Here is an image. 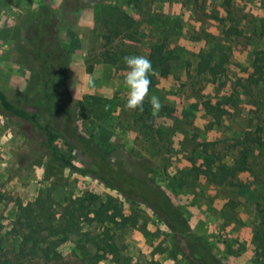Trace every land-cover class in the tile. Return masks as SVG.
<instances>
[{"label": "rangeland", "instance_id": "rangeland-1", "mask_svg": "<svg viewBox=\"0 0 264 264\" xmlns=\"http://www.w3.org/2000/svg\"><path fill=\"white\" fill-rule=\"evenodd\" d=\"M168 1L68 0L64 15L66 0L53 2L55 50L44 53V72L52 74L53 59L68 53L69 95L81 101L98 98L85 101L75 122L81 133L93 137L99 157L162 188L224 264H262L254 237L262 232L264 211V0H180L178 15L153 17L152 7ZM78 3L85 6L74 13ZM94 5V15H86ZM2 11H7L4 0ZM32 14L9 21L0 16V88L45 121L40 69L29 55L36 37L29 28ZM196 23L202 25L199 32ZM160 45L168 74L159 76L156 67L144 102L155 95L163 107L156 116L128 110L122 58L149 57ZM207 50L222 61L215 78L196 72L198 55ZM23 94L27 98L20 100ZM55 106L60 114L67 111L60 101ZM57 133L60 150L80 166L78 151ZM246 135L260 143L245 141ZM223 164L235 171L218 185L206 170ZM86 192L98 197L95 208L110 201L124 219L106 225L82 222L77 234L56 247L60 258L46 264H186L172 233L149 209L58 167L40 131L0 115V238L9 264H45L35 258L16 262L9 254L19 241L10 234L18 204L40 195L61 206ZM107 240L119 255L97 260Z\"/></svg>", "mask_w": 264, "mask_h": 264}, {"label": "trees", "instance_id": "trees-1", "mask_svg": "<svg viewBox=\"0 0 264 264\" xmlns=\"http://www.w3.org/2000/svg\"><path fill=\"white\" fill-rule=\"evenodd\" d=\"M66 0L64 9L60 12L65 14L70 3ZM76 1V0H74ZM75 4L76 9L84 8L82 3ZM63 12V13H62ZM55 11L47 4H40L35 16L31 20V27L35 30L36 37L33 42V50L30 56L36 60L40 69L41 91L44 112L47 116L45 121L40 120L39 114L33 113L18 105V102L10 99L0 88V115L3 117H14L20 121L26 122L40 131L44 136V141L50 155L56 165L67 169L72 173L89 177L100 182L106 189L117 192L123 198L137 202L149 209L172 233L173 244L180 248L181 255L186 264H224L216 258L210 249L200 240L191 230L188 220L183 211L177 206L167 193L160 187L155 186L151 180L144 176H134L124 170L121 163L104 161L99 157L95 141L92 136L83 134L79 131L75 122L79 111L83 108L85 101L97 100L95 96H88L84 100L73 99L66 87L65 66L68 62V53L64 56L53 59L52 74H46V59L44 53L53 48L51 30L54 29ZM34 15V14H32ZM35 24V29L32 24ZM219 48L218 52L222 54ZM53 50H55L53 48ZM163 46L154 47L150 50L149 59L152 62L153 69L159 67V76H166L168 71L164 69V64L168 58L163 53ZM216 58L212 50L201 51L198 55L196 64L197 74H207L212 78L217 75V69L221 67L222 61ZM58 67V70H57ZM162 67V68H161ZM20 100L27 98L23 94ZM60 101L67 107L65 113L56 111V103ZM150 103L143 104L142 114L150 115ZM148 115V116H149ZM58 127L57 131L56 128ZM69 143L73 145L81 157L80 166L75 164L71 155L62 152L57 144L58 133ZM244 140L250 143H260L259 139L249 138ZM68 145V143H66ZM235 171L234 167L220 165L216 170H206V175L211 178L215 184L222 185L224 180L232 177ZM96 195L88 192L80 198L71 199L64 205H56L50 198L41 199L39 197L33 202L17 205V214L12 223L10 234L19 239L17 247L11 251L13 259L16 262L30 258L38 259L43 263H48L59 259L60 254L55 250L59 245L66 243L71 236L77 234L78 227L82 222H97L101 225L118 224L116 218L124 219L121 211L112 206L111 202L100 203L98 208L93 204L97 201ZM261 233L254 237L256 243V255L264 264V211L260 218ZM54 240V241H53ZM3 240L0 238V257L5 258L3 264H9L8 253L3 251ZM100 255L97 260H101L106 254L117 258L119 251L110 241H105L101 247ZM21 264V263H17Z\"/></svg>", "mask_w": 264, "mask_h": 264}, {"label": "clouds", "instance_id": "clouds-1", "mask_svg": "<svg viewBox=\"0 0 264 264\" xmlns=\"http://www.w3.org/2000/svg\"><path fill=\"white\" fill-rule=\"evenodd\" d=\"M126 65L124 85L127 88L125 107L128 110L143 111L145 98L148 96L151 86L150 75H157L153 69L151 60L143 55H131L122 58ZM152 115L156 116L163 107L157 96L153 95L150 100Z\"/></svg>", "mask_w": 264, "mask_h": 264}, {"label": "crops", "instance_id": "crops-1", "mask_svg": "<svg viewBox=\"0 0 264 264\" xmlns=\"http://www.w3.org/2000/svg\"><path fill=\"white\" fill-rule=\"evenodd\" d=\"M62 2L63 0H4V4L7 7V11H2V13L0 14V16H2L4 18V21H9V17L11 16H15V15H19V14H25L26 12H31L33 13L35 16V13L37 11V8L40 4H47L48 6H52L53 7V2ZM96 1H100V0H96ZM51 7V8H52ZM94 7H91L90 9L88 8L87 11L82 10V12L84 11L86 13V15H89L90 13L92 15H94ZM26 8H28V10H26ZM153 12H151V14H153L152 16L155 18H159L160 16H165V15H175V14H179V10L182 9V4L180 2V0H169L166 3H161V4H157V7H152ZM177 10V11H175ZM157 13H154V12ZM182 12H185V10H183ZM157 14V15H155ZM159 14V15H158ZM150 26V25H149ZM196 31L199 32L202 29V25L199 23H196ZM212 30H214V28H211ZM186 30V29H185ZM218 33V32H217ZM217 33L213 32L214 35H217ZM133 41V40H132Z\"/></svg>", "mask_w": 264, "mask_h": 264}]
</instances>
